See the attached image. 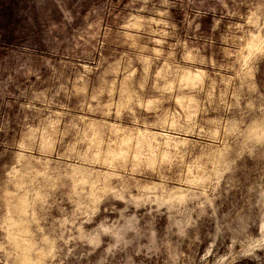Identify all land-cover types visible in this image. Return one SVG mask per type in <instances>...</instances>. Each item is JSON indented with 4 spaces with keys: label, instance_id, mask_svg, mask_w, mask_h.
Wrapping results in <instances>:
<instances>
[{
    "label": "rangeland",
    "instance_id": "374dc122",
    "mask_svg": "<svg viewBox=\"0 0 264 264\" xmlns=\"http://www.w3.org/2000/svg\"><path fill=\"white\" fill-rule=\"evenodd\" d=\"M0 264H264V0H0Z\"/></svg>",
    "mask_w": 264,
    "mask_h": 264
},
{
    "label": "trees",
    "instance_id": "16d2710c",
    "mask_svg": "<svg viewBox=\"0 0 264 264\" xmlns=\"http://www.w3.org/2000/svg\"><path fill=\"white\" fill-rule=\"evenodd\" d=\"M5 18H6V24L10 25V22L12 21V18H14V12L13 8L10 6L6 8V11L4 12Z\"/></svg>",
    "mask_w": 264,
    "mask_h": 264
}]
</instances>
